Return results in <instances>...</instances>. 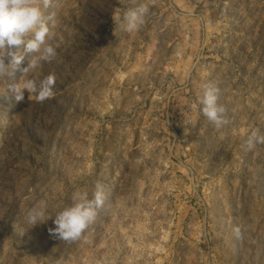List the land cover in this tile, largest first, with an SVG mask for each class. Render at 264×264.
Here are the masks:
<instances>
[{
    "label": "rangeland",
    "instance_id": "obj_1",
    "mask_svg": "<svg viewBox=\"0 0 264 264\" xmlns=\"http://www.w3.org/2000/svg\"><path fill=\"white\" fill-rule=\"evenodd\" d=\"M130 6L41 0L57 55L30 77L53 74L54 96L17 103L0 80V264H264V144L246 150L264 135V0H155L126 33ZM207 82L228 110L220 128L200 111ZM98 184L82 238L50 235Z\"/></svg>",
    "mask_w": 264,
    "mask_h": 264
},
{
    "label": "clouds",
    "instance_id": "obj_2",
    "mask_svg": "<svg viewBox=\"0 0 264 264\" xmlns=\"http://www.w3.org/2000/svg\"><path fill=\"white\" fill-rule=\"evenodd\" d=\"M155 0H132L122 17L118 18L126 33H134L146 23ZM43 8L47 9L49 0H42ZM52 15H45L41 8V0H0V80L14 81L9 86L14 100H24L25 91L29 97L33 94L37 102L43 103L54 96L56 78L49 74L43 79L30 77L42 63L55 59L56 47L53 46L55 33L52 31ZM28 57L26 67L22 62ZM17 72L21 75L16 78ZM199 98L200 111L207 120L217 128L230 123L227 108L220 103V88L207 82L202 85ZM257 144H264V135L252 131L246 140V150L251 151ZM106 194L102 185L92 199L87 191H76L71 196V204L55 215V227L49 228L53 237L71 243L82 238L83 233L92 225L103 207ZM24 220L30 226L45 221V206L37 202L24 213ZM237 239L242 237L240 227L234 228Z\"/></svg>",
    "mask_w": 264,
    "mask_h": 264
}]
</instances>
